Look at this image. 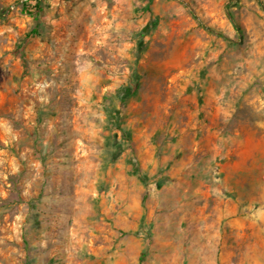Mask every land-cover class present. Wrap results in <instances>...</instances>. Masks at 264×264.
Returning a JSON list of instances; mask_svg holds the SVG:
<instances>
[{"label": "rangeland", "instance_id": "1", "mask_svg": "<svg viewBox=\"0 0 264 264\" xmlns=\"http://www.w3.org/2000/svg\"><path fill=\"white\" fill-rule=\"evenodd\" d=\"M0 264H264V0H0Z\"/></svg>", "mask_w": 264, "mask_h": 264}, {"label": "trees", "instance_id": "2", "mask_svg": "<svg viewBox=\"0 0 264 264\" xmlns=\"http://www.w3.org/2000/svg\"><path fill=\"white\" fill-rule=\"evenodd\" d=\"M22 8H23L24 10H27V7H26L24 4L22 5ZM35 9L40 10V7H39L38 3L35 4ZM34 19H36V15H34ZM133 93H134V89H130V87H126V89H125V94H126V96H127V95H130V94H133ZM140 260H141V259H140Z\"/></svg>", "mask_w": 264, "mask_h": 264}]
</instances>
